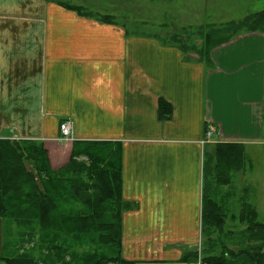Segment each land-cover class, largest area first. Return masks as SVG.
Segmentation results:
<instances>
[{
  "label": "crops",
  "instance_id": "obj_1",
  "mask_svg": "<svg viewBox=\"0 0 264 264\" xmlns=\"http://www.w3.org/2000/svg\"><path fill=\"white\" fill-rule=\"evenodd\" d=\"M124 31L50 0H0V140L42 144L52 169L73 142L119 144L122 198L137 206L122 216V257L175 263L201 241L210 144L264 148V35L215 47L208 67ZM160 99L168 121L158 119ZM64 120L69 143L58 141ZM257 195L247 203L258 213ZM3 231L0 219V257Z\"/></svg>",
  "mask_w": 264,
  "mask_h": 264
},
{
  "label": "trees",
  "instance_id": "obj_2",
  "mask_svg": "<svg viewBox=\"0 0 264 264\" xmlns=\"http://www.w3.org/2000/svg\"><path fill=\"white\" fill-rule=\"evenodd\" d=\"M62 6L80 16L92 17L79 7ZM99 20L108 21L103 17ZM210 27L200 28L198 35L203 39V47L194 50L197 61L208 67L211 64L209 53L215 47L247 33L264 35V11ZM171 46L185 58L192 52L183 43ZM171 115L170 105L160 99L159 121H168ZM242 148L240 144H216V150L221 152L216 155L215 164L206 154L201 253L187 249L177 262L167 263L129 261L121 255L122 216L134 205L122 198V148L119 144L74 142L67 163L52 169L42 144L0 140V219L4 237L9 221L34 225L36 245L46 253L40 263L24 255H2L0 264H196L198 255L201 264H264V218H258L256 210L244 202L236 216L214 199L219 188L230 183L231 173L238 171L236 166L242 168L241 162L248 160ZM79 158L85 163L78 162ZM228 214H231L232 224L227 227ZM90 236L97 250L78 254L75 245L87 244ZM5 249L4 241V252Z\"/></svg>",
  "mask_w": 264,
  "mask_h": 264
},
{
  "label": "rangeland",
  "instance_id": "obj_3",
  "mask_svg": "<svg viewBox=\"0 0 264 264\" xmlns=\"http://www.w3.org/2000/svg\"><path fill=\"white\" fill-rule=\"evenodd\" d=\"M50 1L57 2L63 9L65 8L62 4L79 7L82 12L90 14L92 17L80 16L74 11L65 10L76 14L80 18L89 19V21L92 22L121 28L125 30L124 32L127 35L154 37L167 45L183 43L192 51L186 56V60H197L194 50H199L203 47V39L198 35L200 28L204 27L207 30L210 26L218 27L229 22L239 21L248 15L264 11V0ZM102 17L108 20L107 23L99 20ZM58 141L69 143L60 138H58ZM210 146V148H207L206 154L208 153L210 157H212V164H215L214 160L218 159L216 155L218 156L221 150L218 152V150H216V145L210 144ZM241 146L243 147L242 149H244V146L240 145V147ZM232 151L237 153L234 149ZM245 153L248 160H246L245 163L243 161L241 162V166L243 167L241 168L237 165L236 168H238V171H233L231 173L230 183L227 186L220 187L216 198L213 197L221 206L229 208L232 214L236 216H238L242 209V202L247 203L257 199V190L264 195V148L254 147L248 150L245 149ZM214 156L216 158H214ZM77 161L85 163L83 158H79ZM212 167H214V165ZM209 182L211 183L210 179ZM205 183L206 179L204 178L203 189L205 188ZM213 188L215 189V187ZM203 192L204 191H202V196ZM224 194L226 196H224ZM136 207L137 206L134 205L132 209L134 210ZM262 209H264V204H261V206L257 208L258 213L260 211L261 214L264 213ZM229 216H231V214H228V217ZM231 224L229 217V220L226 221V226L228 227ZM5 232V252L8 256L17 257L24 255L34 259L37 263L42 262V258L46 253L40 251L36 245V226L21 225L9 221L6 224ZM92 237H88L91 239L83 246L80 245L82 242L77 243L74 250L80 255L96 251L97 248L94 245ZM201 242L202 239L200 243H197L195 245L196 247L193 248L198 252L200 251L199 254L201 253ZM198 256V260L200 261L201 256Z\"/></svg>",
  "mask_w": 264,
  "mask_h": 264
},
{
  "label": "built area",
  "instance_id": "obj_4",
  "mask_svg": "<svg viewBox=\"0 0 264 264\" xmlns=\"http://www.w3.org/2000/svg\"><path fill=\"white\" fill-rule=\"evenodd\" d=\"M72 132H73V126L70 120H64L59 124V138L61 140L65 142H71ZM210 137H211V132L207 131L205 133L204 143H207ZM196 264H201V262L198 261Z\"/></svg>",
  "mask_w": 264,
  "mask_h": 264
}]
</instances>
